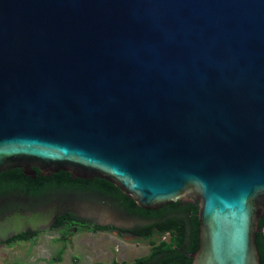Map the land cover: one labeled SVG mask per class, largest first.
Here are the masks:
<instances>
[{
	"label": "water",
	"instance_id": "water-1",
	"mask_svg": "<svg viewBox=\"0 0 264 264\" xmlns=\"http://www.w3.org/2000/svg\"><path fill=\"white\" fill-rule=\"evenodd\" d=\"M198 204L192 264H262L264 0H0V174Z\"/></svg>",
	"mask_w": 264,
	"mask_h": 264
},
{
	"label": "trees",
	"instance_id": "trees-1",
	"mask_svg": "<svg viewBox=\"0 0 264 264\" xmlns=\"http://www.w3.org/2000/svg\"><path fill=\"white\" fill-rule=\"evenodd\" d=\"M73 179L70 174L65 172L52 174L50 177H42L40 173H37L36 178L32 179L23 175L19 169L5 171L0 174V213L15 211L16 215V213L23 211V206L27 204L48 203L53 197L59 198L61 195H66L67 192H96L116 201L128 215L139 216L148 223L132 230H120L110 226L83 222L73 213L60 215L56 222L60 225H64V223L69 225L68 222L82 221L86 226L84 229L88 231L117 230L120 234L130 233L139 236L151 247V253L147 257L135 260L133 264H192L190 255L197 251L200 243L199 210L196 201H179L165 206L159 211H145L114 185L102 179ZM259 229L256 242L261 263L264 264V216L260 220ZM166 235L168 238L164 239ZM31 236L21 233L9 239V242L27 241L31 239ZM63 250L59 251L57 256H62Z\"/></svg>",
	"mask_w": 264,
	"mask_h": 264
},
{
	"label": "rangeland",
	"instance_id": "rangeland-1",
	"mask_svg": "<svg viewBox=\"0 0 264 264\" xmlns=\"http://www.w3.org/2000/svg\"><path fill=\"white\" fill-rule=\"evenodd\" d=\"M57 200L53 197L50 204L45 203L43 208H39L49 217L48 220L64 208L83 222L120 230H132L148 223L139 216H128L116 201L96 192L61 195ZM29 210L20 212L28 215ZM20 212L16 215L15 211L0 213V225H11L16 216H20ZM48 224L40 226L41 231H47ZM70 234L67 244L61 241L63 238L58 233L51 231L41 232L32 240L9 242L15 231L5 230L0 233V264H133L135 260L151 253V247L146 242L132 238L130 233L118 234L117 230L92 232L84 229L77 233L71 230ZM165 237L167 239L168 235ZM62 250L63 255L57 256Z\"/></svg>",
	"mask_w": 264,
	"mask_h": 264
},
{
	"label": "flooded vegetation",
	"instance_id": "flooded-vegetation-1",
	"mask_svg": "<svg viewBox=\"0 0 264 264\" xmlns=\"http://www.w3.org/2000/svg\"><path fill=\"white\" fill-rule=\"evenodd\" d=\"M37 172L39 173L38 170H37ZM73 180H76V179H73ZM72 193H74V192H67L66 195H71ZM56 199L59 200V198H57V197H56ZM80 200H83V199L80 197ZM49 202H51V201H49ZM44 204L45 203H42V204L36 203L33 205L27 204V205L23 206V208H22L23 210L30 209L29 214L25 215L24 212L23 213L20 212V214H19L20 216H16V219H14L15 220L14 223H12L11 225H9V226L8 225L7 226L0 225V233H2L5 230H8V229H13L15 231V235L13 237H15L21 233H24V234L32 235L31 239H30V240H32V239L38 237L41 232L51 231V232L58 233L60 235V238H63L61 241L64 240V243L67 244V242L69 241V237L71 236V234H70L71 230H73L74 233H77V232L83 231L84 228L86 227L82 221L72 222V223L68 222L67 224H69V225H65L66 223H64V225H60L58 222H56V219L60 215H63L66 213H73L70 210L64 209V208L61 212L55 214L54 216H52V218H50V220H48L49 217L45 214V212H43L42 209L41 210L39 209V208H43L42 205H44ZM44 223H46V226H47V223H49L47 231H41V229H40V226H42ZM118 234H120V232H118ZM131 236H132V238L140 239L139 236H136L133 234H131ZM164 239H166V237H164ZM141 241L145 243V241H143L142 239H141ZM114 263H119V262H114Z\"/></svg>",
	"mask_w": 264,
	"mask_h": 264
}]
</instances>
